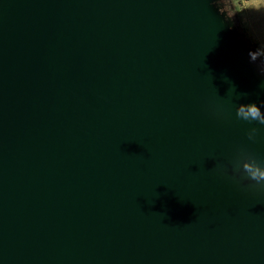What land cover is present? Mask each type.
I'll return each mask as SVG.
<instances>
[{
    "label": "water",
    "instance_id": "obj_1",
    "mask_svg": "<svg viewBox=\"0 0 264 264\" xmlns=\"http://www.w3.org/2000/svg\"><path fill=\"white\" fill-rule=\"evenodd\" d=\"M218 1L0 0V264H264V64Z\"/></svg>",
    "mask_w": 264,
    "mask_h": 264
},
{
    "label": "rangeland",
    "instance_id": "obj_2",
    "mask_svg": "<svg viewBox=\"0 0 264 264\" xmlns=\"http://www.w3.org/2000/svg\"><path fill=\"white\" fill-rule=\"evenodd\" d=\"M237 31L264 64V0H224Z\"/></svg>",
    "mask_w": 264,
    "mask_h": 264
},
{
    "label": "clouds",
    "instance_id": "obj_3",
    "mask_svg": "<svg viewBox=\"0 0 264 264\" xmlns=\"http://www.w3.org/2000/svg\"><path fill=\"white\" fill-rule=\"evenodd\" d=\"M260 52L250 51L249 60L255 62L260 57ZM264 73V70H262ZM264 104V101H261ZM236 117L245 122H257L260 125H264V112L261 111V107L257 106L256 103L251 102L247 104H239L235 110ZM258 130L256 128H251L247 132V139L250 141H255L256 134ZM243 156V154H241ZM218 170L224 172L227 171L223 165L215 166ZM244 174L247 180L254 182L250 187H259L264 190V166L257 163L256 159L252 156H244L241 159L233 162V172H241Z\"/></svg>",
    "mask_w": 264,
    "mask_h": 264
},
{
    "label": "flooded vegetation",
    "instance_id": "obj_4",
    "mask_svg": "<svg viewBox=\"0 0 264 264\" xmlns=\"http://www.w3.org/2000/svg\"><path fill=\"white\" fill-rule=\"evenodd\" d=\"M219 5L226 11V13L229 15V12L227 11L226 4L224 0H219L218 1Z\"/></svg>",
    "mask_w": 264,
    "mask_h": 264
}]
</instances>
